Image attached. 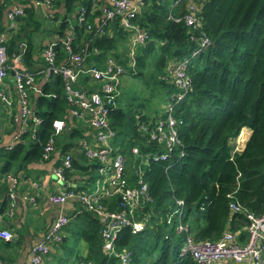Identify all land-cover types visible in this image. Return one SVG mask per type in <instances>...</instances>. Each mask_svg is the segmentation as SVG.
Listing matches in <instances>:
<instances>
[{"label": "trees", "instance_id": "trees-1", "mask_svg": "<svg viewBox=\"0 0 264 264\" xmlns=\"http://www.w3.org/2000/svg\"><path fill=\"white\" fill-rule=\"evenodd\" d=\"M185 1H194L197 6L195 25L187 26L183 22ZM173 2L144 0L136 12L132 21L136 28L146 30L148 37L143 45L135 47L132 66L127 64L126 56L122 59L116 56L118 44L131 35L132 28L121 27L118 17H113L106 21L103 32L91 30L100 21L99 0H51L48 8V18L54 23L57 38L53 46L58 59L65 56L61 39L71 31L74 51H79L88 41L91 54L87 63L113 55L123 66L122 73L142 78L150 92L156 88L158 93V107L150 112L151 116L138 108L148 98L144 95L139 106L129 111L118 102V93L117 103L108 108V121L116 133L115 145L124 155L125 174L130 182H135L133 170L138 168L147 181L151 197L134 212L133 218L142 221V228L132 232L130 226L124 225L114 238L117 250L130 251L129 264H201L183 252L186 234L194 240H215L227 229L243 241L246 219L241 212L230 211L228 202L235 200L253 214L264 212V0ZM79 6L85 8L89 30L76 19ZM35 7L31 3L24 7L27 17ZM22 15L17 17L21 21L19 28L11 32L6 42L7 53L19 55L25 67L33 70L29 61L33 50L31 36L22 32L26 24ZM203 37L208 42L200 47ZM20 41H24V48L18 45ZM195 49L197 51L190 55ZM183 57H188L190 85L175 105L173 114L180 120L176 125L179 144L167 150L147 140L146 135L136 129V122L151 124L160 114L174 90V85L166 78L168 67ZM81 79L83 83L92 82L89 76ZM92 85L90 83L88 88L95 87ZM30 97L32 114L40 121L34 123L29 117L20 140L9 148L0 147L1 173L8 171L15 161L44 160L41 150L52 133L53 119L63 120L64 137L79 134L73 126L76 120L67 114L68 103L63 97L59 76L45 79L39 93ZM242 126H247L250 133L242 148L234 149V138ZM56 137L54 147L63 153L68 145ZM132 146L137 148V153L131 152ZM163 151L167 155L165 159L154 158ZM59 161L60 158L55 163ZM98 166L95 159L84 157L77 161L71 157L70 166L63 169V175L67 179L76 168L88 175ZM91 179L89 175L84 178L83 185L74 189L83 190ZM4 183H0V188L5 189ZM176 199L182 201L180 223L185 231L175 228L176 217L172 211L177 206ZM5 206V198L0 199V212ZM109 207L117 208L116 198H111ZM99 226L92 211L80 208L79 214L70 217L62 231L73 232L85 241L87 252L81 259L92 260L95 264H116L117 258L101 248ZM65 239L62 233L58 244L66 254L59 258L69 259L70 250Z\"/></svg>", "mask_w": 264, "mask_h": 264}, {"label": "built area", "instance_id": "built-area-1", "mask_svg": "<svg viewBox=\"0 0 264 264\" xmlns=\"http://www.w3.org/2000/svg\"><path fill=\"white\" fill-rule=\"evenodd\" d=\"M97 1V0H96ZM100 21L91 29L90 23L86 20L85 8L79 6L76 12L78 22L85 24L87 30L93 33L104 31L106 21L118 17V21L123 28H132L130 36V46L127 51V64L134 63V50L137 45H143L147 39V31L135 27L132 19L138 9L144 4V0H99ZM182 0H174L177 4ZM46 9L45 14L50 16L48 8L51 0H0L2 17L0 18V102L5 106L11 105V94L8 91L5 77L9 71L12 72L14 89L18 101V111L13 115L14 121H19L21 130L29 117L34 123L40 119L32 114L30 106L29 92L34 80L38 75L45 78L59 76L63 97L68 103L67 114L77 121L88 126L92 132L93 142L83 141L84 156L95 159L99 166L96 172L102 178L103 186H97L91 191L76 190L72 187L60 189L47 194L46 198L57 204H62L68 199H73L79 203L80 208L92 211L100 222L99 236L102 239L101 248L108 254L117 258L116 264H129L130 251L127 249L117 250L114 238L119 229L130 226L132 232L142 228V221L133 218L136 209L145 202L150 201L147 181L140 175V170L135 168V182H130L125 174L124 155L118 150L116 144V133L108 121V108L116 103V96L119 93L123 66L113 55L104 59L97 65L87 63L91 54L88 41L74 51L72 48L73 33L67 31L61 41L65 51V56L58 59L53 44L56 39L49 41L39 50L42 65L38 68L29 69L24 67L19 55L7 53L6 42L11 32L15 28L16 18L24 13V7L29 4ZM184 13L182 14L185 25H195L197 22L194 15L197 6L191 1L184 2ZM169 13V12H168ZM169 17H172L169 14ZM178 18H175L177 20ZM205 37L200 38L199 44H207ZM20 47L25 46L24 41H20ZM95 51L96 49H92ZM197 49L192 50L193 55ZM188 57H183L168 67L166 78L174 85V90L169 94L166 104L157 114L151 124L144 121L136 122V129L145 134L147 140L154 141L170 150L179 144L177 137V122L174 117L175 105L180 101L189 89L190 79L187 73ZM83 76H89L96 87L80 88L78 82ZM53 128L51 135L44 143L41 150V158L47 159L54 150V137L64 127V122L60 118L51 121ZM11 145L6 146L9 148ZM234 149L236 147L234 146ZM131 152L137 153L135 146L131 147ZM166 152L163 151L154 158L165 159ZM70 154L65 153L60 157L52 169V174L56 181H65L63 169L70 166ZM3 178L6 182V196L9 206L13 205L15 187L19 176L12 172H5ZM98 178L94 179L97 184ZM28 203L36 204L35 196H26ZM111 198H116L117 208L111 209L109 202ZM105 200L106 203H103ZM177 206L172 211L175 214V228L177 231L186 230L180 223L182 213V201L175 200ZM230 211L241 212L246 219L243 226L246 238L243 241L237 239L236 233L224 229L215 240H194L191 235L186 234L182 245L183 252L188 253L196 262L201 264H217L219 261L231 260L235 264H264V212L253 214L251 211L243 209L238 202L231 200L228 202ZM8 213L11 210H7ZM68 215L58 214L43 231L41 240L33 243L28 250V260L30 264H40L44 256L49 252L50 244H58L62 238V228L68 221ZM12 232L8 229L0 228V237L9 239ZM78 264H95L92 260H80Z\"/></svg>", "mask_w": 264, "mask_h": 264}, {"label": "crops", "instance_id": "crops-1", "mask_svg": "<svg viewBox=\"0 0 264 264\" xmlns=\"http://www.w3.org/2000/svg\"><path fill=\"white\" fill-rule=\"evenodd\" d=\"M45 12V8L35 7L34 12L29 14V17H27L26 13L22 15V21L26 23L24 27L25 30L22 32L23 34L29 33L31 36L30 40L32 42L33 50L30 53L29 61H31L30 68L33 69L42 65V59L39 54L40 49H38V47L56 39V35L53 30L54 23L50 21ZM40 21H42V24L35 28L36 31H34L32 26L35 24L38 25ZM20 23L21 21L16 18L14 30L19 28ZM13 32L14 31H12V33ZM20 38L24 40V38ZM129 46L130 36L118 44L116 53L118 59L125 58V56L127 58ZM103 61L104 59L92 60L90 63L99 65ZM45 79L47 78L40 75L36 77L29 92V97L39 93L41 85ZM81 80L78 82L80 88L88 87L90 86V83L91 85L94 84L93 82L83 83ZM5 82L7 84L8 91H10L12 102L9 107H5L0 102V113L2 116V124L0 120V147L7 148L6 146L12 145L17 140H20L19 137L22 130L19 121L13 120V115L18 111V101L16 98V91L14 89L15 87L11 71L7 73ZM150 112L151 111L146 113L151 116ZM73 126L79 130V134L71 137H64L62 132L66 128L65 124L57 134L56 138H58L61 142H66L68 145L66 150H64V152L62 151L63 153L60 152L58 147H54L53 152L47 159H39L38 161L32 162L15 161L11 165L10 169L6 171L19 176V179L15 187V195L13 205L11 207L9 206V201L6 196V187L5 189L0 188V199L2 200L5 198L6 200V206L4 210L0 212V228L8 229L12 232V236L9 239H3L0 237V264H30L28 260L29 247L33 243L41 240L43 231L48 228L51 221L60 213L67 214L69 219L70 217H74L79 214V205L74 202L73 199H68L62 204H57L50 202L46 198L47 194L60 189H66L67 187L74 188L83 185L84 178L89 176L87 175V172L83 170L81 171L77 168L71 171L72 173L69 175L70 177H67L65 181H56L52 174V169L57 164L55 162L63 154L68 153L70 154V157L75 158L77 161H81V159L85 157L83 153V141L93 142L92 132L88 126L77 120L74 122ZM240 131L242 132V135H240ZM249 133L250 129L247 126H242L240 128L237 136L234 138V143L236 142L234 146L236 149L239 150L242 148ZM1 164L2 157L0 154V166ZM4 173L0 172V183L3 181L5 182L3 178ZM4 185L6 186V182ZM26 196H35L36 204L31 205L28 203ZM9 209L11 210L10 213L7 212ZM62 233L66 235V238H68V243H66L68 249L70 250L69 257L71 258L69 259L71 261L74 260L73 264H78L80 260H83L81 259V256H84L87 252L85 241L78 238L73 232L66 231L65 229H63ZM62 254H66V251H63L62 246L60 244L51 243L48 254L44 256L40 264H59L57 263V259L60 256L62 257ZM217 264L235 263L231 260H226L219 261Z\"/></svg>", "mask_w": 264, "mask_h": 264}, {"label": "rangeland", "instance_id": "rangeland-1", "mask_svg": "<svg viewBox=\"0 0 264 264\" xmlns=\"http://www.w3.org/2000/svg\"><path fill=\"white\" fill-rule=\"evenodd\" d=\"M192 2L194 3V1H192ZM41 24H42V21H40L38 23V25L35 24L34 26H32V28H34V31H36L35 28H37ZM125 49L127 50L126 47H125ZM119 91L120 92H119L118 100L119 99L120 100L118 102H121L120 104H121V106L124 107V109L127 108L130 111V110H132L131 108H133V109L137 108L139 106V104L141 103L142 95L148 96V98L145 99L143 106L138 107L139 109H142L146 112H149V111H153L154 109H156L158 107V100L159 99L157 97L158 93L156 92V88H155V90L150 92V90L144 86L142 78L131 75L128 72H124L121 75V84L119 85ZM132 96H136V97L131 98ZM0 120H1V124H2L1 113H0ZM88 175H90L93 179L96 176V178H98V182L96 184V183H94L93 179H91L90 181H88L85 184V188L83 189L84 191H91L96 186L98 188H102V186H103L102 178H104V176L98 175V173L94 170L89 172ZM65 242L68 243V238H66L64 240V243ZM57 263H59V264H73L74 260L71 261L68 258H58Z\"/></svg>", "mask_w": 264, "mask_h": 264}, {"label": "bare ground", "instance_id": "bare-ground-1", "mask_svg": "<svg viewBox=\"0 0 264 264\" xmlns=\"http://www.w3.org/2000/svg\"><path fill=\"white\" fill-rule=\"evenodd\" d=\"M240 135H242V132L240 131ZM243 139V138H242Z\"/></svg>", "mask_w": 264, "mask_h": 264}]
</instances>
